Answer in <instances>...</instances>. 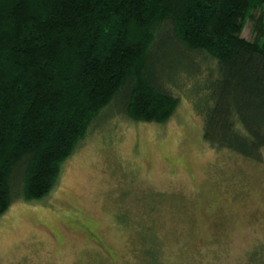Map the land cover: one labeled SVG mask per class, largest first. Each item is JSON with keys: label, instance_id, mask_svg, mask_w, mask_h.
<instances>
[{"label": "trees", "instance_id": "trees-1", "mask_svg": "<svg viewBox=\"0 0 264 264\" xmlns=\"http://www.w3.org/2000/svg\"><path fill=\"white\" fill-rule=\"evenodd\" d=\"M186 91L210 147L263 160L264 0H0V216L51 192L106 108L163 123Z\"/></svg>", "mask_w": 264, "mask_h": 264}, {"label": "rangeland", "instance_id": "rangeland-1", "mask_svg": "<svg viewBox=\"0 0 264 264\" xmlns=\"http://www.w3.org/2000/svg\"><path fill=\"white\" fill-rule=\"evenodd\" d=\"M187 91L163 123L106 108L51 192L0 216V264H264V158L210 147Z\"/></svg>", "mask_w": 264, "mask_h": 264}]
</instances>
